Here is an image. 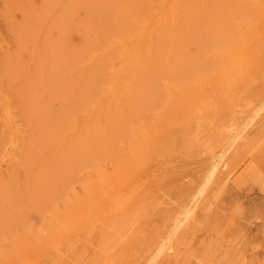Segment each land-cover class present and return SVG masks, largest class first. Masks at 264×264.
I'll return each mask as SVG.
<instances>
[{"label":"rangeland","instance_id":"1","mask_svg":"<svg viewBox=\"0 0 264 264\" xmlns=\"http://www.w3.org/2000/svg\"><path fill=\"white\" fill-rule=\"evenodd\" d=\"M0 264H264V0H0Z\"/></svg>","mask_w":264,"mask_h":264},{"label":"bare ground","instance_id":"2","mask_svg":"<svg viewBox=\"0 0 264 264\" xmlns=\"http://www.w3.org/2000/svg\"><path fill=\"white\" fill-rule=\"evenodd\" d=\"M196 1H197V0H196ZM255 3H256V2H255ZM123 33H124V32H123ZM134 46H135V45H134ZM137 47H138V46H137ZM140 50H141V49H140ZM140 52H141V51H140ZM122 54H123V53H122ZM142 54H143V53H142ZM125 55H126V54H125ZM129 55H130V54H129ZM139 55H140V54H139ZM120 57H121V56H120ZM87 58H88V57H87ZM93 65H94V64H93ZM122 66H123V65H122ZM126 67H127V66H126ZM126 67H125V68H126ZM127 68H128V67H127ZM126 70H127V69H126ZM162 70H163V69H162ZM126 72L128 73V71H126ZM241 72H242V71H241ZM241 72H239V73H241ZM72 73H73V72H72ZM242 73H243V72H242ZM116 75H117V74H116ZM127 75H128V74H127ZM127 75H126V76H127ZM111 76H112V75H111ZM65 79H66V78H65ZM118 79H119V78H118ZM110 80H111V79H110ZM119 81H120V80H119ZM115 90H116V89H115ZM223 91H224V90H223ZM225 92H226V91H225ZM112 93H113V92H112ZM219 93H220V92H219ZM95 108H96V107H95ZM89 128H90V127H89ZM215 168H216V167H215ZM215 168H213V169H215ZM213 169H212V170H213ZM213 171H214V170H213ZM94 183H95V182H94ZM118 196H119V195H118ZM181 205H182V204H181ZM119 213H120V212H119ZM190 214H191V213H190ZM187 216H188V215H187ZM189 216H190V215H189ZM99 220H100V219H99ZM181 221H182V220H181ZM170 249H171V248H170Z\"/></svg>","mask_w":264,"mask_h":264}]
</instances>
